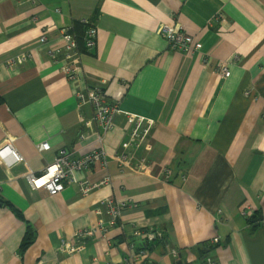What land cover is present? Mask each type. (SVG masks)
<instances>
[{
    "label": "crops",
    "instance_id": "1",
    "mask_svg": "<svg viewBox=\"0 0 264 264\" xmlns=\"http://www.w3.org/2000/svg\"><path fill=\"white\" fill-rule=\"evenodd\" d=\"M76 21L86 24L84 45ZM162 23L182 26L201 48H171ZM68 28L81 66L73 78L63 69ZM226 63L228 77L219 70ZM84 86L118 103L112 129L103 131L91 104L80 121ZM0 96V147L11 143L24 158H0V264H123L127 237L153 226L162 236L151 245L153 264H202L209 250L219 264H264V0H0ZM127 113L154 120L141 146H125ZM45 141L50 149L40 150ZM64 146L71 159L104 149L151 170L109 159L75 172L91 184L110 179L87 195L78 181L56 195L32 188L26 175ZM108 198L137 206L122 210L120 226L77 238L97 225ZM244 209L259 213L255 223ZM63 240L85 247L68 253Z\"/></svg>",
    "mask_w": 264,
    "mask_h": 264
},
{
    "label": "built area",
    "instance_id": "2",
    "mask_svg": "<svg viewBox=\"0 0 264 264\" xmlns=\"http://www.w3.org/2000/svg\"><path fill=\"white\" fill-rule=\"evenodd\" d=\"M35 1V0H33ZM83 22H88L87 17H82ZM87 31L86 44L87 47L93 48L96 45V30L95 27L89 26ZM160 31L168 39L169 45L173 49L182 50L186 52H195L201 48V43L194 42L193 38L184 31L182 26H176L168 23H162ZM64 42L66 43L63 52L64 61L63 69L68 78H73L81 71L79 56L77 55V41L76 36L71 29L63 30ZM45 37H42L44 40ZM26 58L18 59L22 63ZM12 61L11 65H14ZM220 72L228 77L230 75L229 67L223 64L219 67ZM99 88H81L78 94L79 103L77 105L78 117L80 121L84 120V114L81 109L88 104L94 108V120L99 123L103 131H108L114 126L115 114L120 112L118 103H108L103 100ZM128 119L132 124L129 139L125 146L135 145L141 146L148 138L151 128L154 125V120L147 118L143 115H136L127 113ZM87 125L93 124L92 121L86 120ZM84 137V136H82ZM101 138V137H100ZM51 145L48 141L43 142L39 149L48 150ZM12 158V163L23 161V156L16 151L13 144L8 143L0 147V158L8 161ZM109 159L116 160L122 168H129L137 172H148L151 170L147 161H142L140 165L136 166L132 163L131 159L124 152L109 153L104 149L95 150L91 153L84 155L82 158L71 159L69 151L66 147H61L59 153L54 161L49 163L40 173L30 172L26 175L28 184L34 189H45L50 194L56 195L65 189L66 183L70 181H78L80 190L83 195L89 194L93 188L102 184H108L109 178L104 179L100 183L91 184L86 180H78L75 172L88 167L96 161H103L107 164ZM137 206V203L131 200L114 201L112 198L105 199L96 208L98 214V223L96 226L80 230L77 233V238L87 239L93 237L98 231L106 232L110 229L116 228L121 225L120 215L122 210L126 207ZM108 212H106V211ZM250 209H244L243 215L251 216ZM161 231L158 226L149 227L145 230L134 229L132 239L127 237V251L124 254L123 264H153L151 258V245L158 238ZM221 241V236L216 234L211 240V248H216ZM85 242L75 244L71 240H63L61 248L68 252L74 253L84 249ZM172 255L177 256L178 252L174 248L169 251ZM202 264H219V259L215 252L209 250Z\"/></svg>",
    "mask_w": 264,
    "mask_h": 264
},
{
    "label": "trees",
    "instance_id": "3",
    "mask_svg": "<svg viewBox=\"0 0 264 264\" xmlns=\"http://www.w3.org/2000/svg\"><path fill=\"white\" fill-rule=\"evenodd\" d=\"M85 27H86V24H82L80 21H76V24H75V26H74V29H75V33H76V35H77V37H78V41H79V39H80V41H81V43H83V45H84V41H82L83 39H84V30H85ZM3 102V99H2V97L0 96V104ZM259 218V213L258 212H254L253 214L251 213V216H249V221H250V223L251 224H253V223H255L256 221H257V219ZM34 236V231H33V228H31L30 226H29V228H28V230H27V232H26V236H25V238L23 239V241H22V244H21V249H20V251H22L23 252V250L24 249H26L28 246H29V244H31V242H32V237ZM161 235H159L158 236V238L157 239H161ZM157 239H155V240H157ZM154 243V242H153ZM152 243V244H153Z\"/></svg>",
    "mask_w": 264,
    "mask_h": 264
},
{
    "label": "bare ground",
    "instance_id": "4",
    "mask_svg": "<svg viewBox=\"0 0 264 264\" xmlns=\"http://www.w3.org/2000/svg\"><path fill=\"white\" fill-rule=\"evenodd\" d=\"M104 211H106V210H104ZM106 212H108V211H106Z\"/></svg>",
    "mask_w": 264,
    "mask_h": 264
},
{
    "label": "rangeland",
    "instance_id": "5",
    "mask_svg": "<svg viewBox=\"0 0 264 264\" xmlns=\"http://www.w3.org/2000/svg\"><path fill=\"white\" fill-rule=\"evenodd\" d=\"M114 127V126H113Z\"/></svg>",
    "mask_w": 264,
    "mask_h": 264
}]
</instances>
